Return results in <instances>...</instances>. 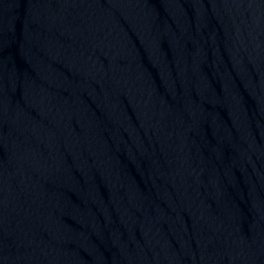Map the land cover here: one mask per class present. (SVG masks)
Segmentation results:
<instances>
[{
  "label": "water",
  "instance_id": "water-1",
  "mask_svg": "<svg viewBox=\"0 0 264 264\" xmlns=\"http://www.w3.org/2000/svg\"><path fill=\"white\" fill-rule=\"evenodd\" d=\"M0 264H264V0H0Z\"/></svg>",
  "mask_w": 264,
  "mask_h": 264
}]
</instances>
